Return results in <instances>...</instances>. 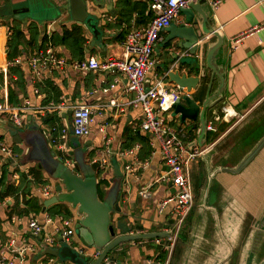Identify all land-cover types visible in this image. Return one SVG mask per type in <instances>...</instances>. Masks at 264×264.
I'll return each mask as SVG.
<instances>
[{"label": "crops", "instance_id": "0c3cea01", "mask_svg": "<svg viewBox=\"0 0 264 264\" xmlns=\"http://www.w3.org/2000/svg\"><path fill=\"white\" fill-rule=\"evenodd\" d=\"M88 1V16L94 19L93 22L100 32L99 41L94 44L92 43L95 36L92 29L69 20L70 17L61 12L56 0L48 7L46 3H31V9L26 13L18 14V18L12 15V11L27 8V5L23 2L8 3V0H0L10 8V12L0 10V102L9 107H22L28 103V107L32 108L20 114L21 126H16L17 132L7 128L8 122H12L10 115L0 113V140L11 147L14 146L12 141L17 140V137L22 141L15 145L20 154L16 155L14 162L2 161L0 156V175L2 166H6L8 184L14 186L19 181V173L16 170L27 174L31 168L38 166L36 158L27 151L28 146L25 142L26 133L29 131L26 128L30 129V127H37L39 133L45 135L46 140L43 144L48 151L55 152V157H61L65 163L71 165V168L70 158L64 156L70 150H66L65 145L70 143V135H72L71 113L69 110L58 111L57 107L75 104L93 106L95 111L93 122L89 126V134L79 138L87 145L90 144L87 152L90 153L91 159H88V162L96 161L101 157L102 151L108 150L106 171L98 170L100 171L98 181L105 179L110 182L114 178V166H118L123 174L122 184L116 194L119 199L114 198L120 211L111 213L112 226L117 234H122V231L125 232L123 234L167 232V228L173 221L171 210L169 208L163 214H159L157 208L160 201L174 194L172 185L170 183L156 184L153 185L148 199L143 200L139 196L140 191L151 186L165 171L161 157L159 154L154 155L150 160L149 157L148 167L142 170L134 164V159L138 160L137 153L140 145L137 143L129 149H122L125 130L127 128L135 130V126L143 117L139 107L135 108L127 104L134 98V94L126 92L125 78L114 72L53 68L51 72L44 73L40 79H35L23 62L38 50H45L48 47H52L51 50L68 63L82 62L89 58H95L99 63L121 59L122 44L127 34L122 39L119 38L121 28L115 27V16L118 15L115 8L117 0ZM135 1L148 3L149 0ZM212 1L206 0L200 9L206 14L208 20L206 29L210 31L209 34L202 36L205 43L202 48L191 55L186 50L177 49L178 41H167V33L162 32L160 41L152 52L155 65L145 82L147 87L153 86L163 79L169 70L179 71V74H185L187 77H198V86L192 89L190 94H187L185 90L180 92L174 84L168 82L167 77L163 83L166 89L176 90L181 97L189 96L200 107L207 97L208 85L211 82L205 125L208 126L211 123L217 133H220L212 142H207L208 134L216 135L217 133L206 131L199 142L201 129L199 122L180 123L179 117L173 115L172 109L164 114L169 125L181 132L188 150L199 152L189 167L193 213L185 238L176 245L171 264H264V146L240 172L232 174L223 171V169L237 168L264 137V0H222L215 9L211 8ZM52 6L60 10L59 15ZM149 12L152 18L138 28L145 27L151 22L154 14L150 9ZM195 19L201 27V17L195 14ZM14 20L20 22L25 38L28 34V24L35 23L40 40L43 37L49 38L56 32L60 34L63 29L69 30L72 25L79 26L86 38L82 58L71 60L70 53L64 46L46 44L42 49L35 47L23 52L17 57L22 60L21 64L6 66L8 27ZM185 23V17L180 14L172 25L181 26ZM133 29L137 28L131 27L127 33ZM236 37L240 41L238 44H233V39ZM218 38L221 44L212 62L218 73L211 80L212 71L207 66V54L218 43ZM184 52H187L188 56L178 59V56ZM173 56L176 58L173 59V64H170ZM13 66L21 71L22 88L18 87L15 80L8 75L7 68ZM189 72L192 73L189 74ZM158 76L161 79L155 80ZM48 83L54 88V94L50 93V99L47 101L49 96L41 90L46 88ZM203 85L205 91L199 100V90ZM110 86L114 87L110 89ZM9 89L16 96V106L8 102ZM103 90L107 91L103 92ZM110 100H116L118 107L109 106ZM44 101L47 102L44 104ZM51 116L59 118L60 134L65 133L64 141H60L64 147L57 143L60 135L54 143L51 130L42 123L44 118ZM232 119L235 120L231 121ZM229 122L232 124L219 132ZM257 131L260 133L255 135ZM139 133L146 136L150 144L151 138ZM135 146H139L136 151ZM218 146L226 150L225 154L224 151L222 154L215 152L214 147ZM151 149L153 150L152 147ZM229 150H231L230 154ZM129 152L133 153L129 154ZM210 153L212 155L207 156ZM127 165L131 166L132 174L126 173ZM41 174L48 185L31 186L26 194L10 195L0 201V258L9 260L15 256V249L18 247L33 246V251L27 253L24 261L15 262V264H58L55 258L49 256L39 258L41 244H44L43 238L31 235L26 229L29 218L34 217L43 223L47 217H50L48 216L49 208L42 213L43 202L54 196L56 183L50 179L43 168H41ZM28 180L32 185L34 184L30 175ZM45 188L48 190V196L43 195ZM33 199L40 204L39 213H35L24 204L25 201ZM57 205L70 213L69 220L74 229L78 221L76 209L65 203ZM56 217L51 218L56 221ZM249 218L250 222H247ZM45 228L46 233L53 234L52 226ZM164 239L167 238L121 245L118 248L120 250L118 263L148 264L151 261L168 264L172 249L170 251L169 247L163 245ZM10 241H14L13 247L10 246ZM73 242L74 247L80 248L79 239L75 233ZM57 246L58 243L51 247ZM162 249L167 252L164 259L160 257Z\"/></svg>", "mask_w": 264, "mask_h": 264}, {"label": "built area", "instance_id": "2783aa9c", "mask_svg": "<svg viewBox=\"0 0 264 264\" xmlns=\"http://www.w3.org/2000/svg\"><path fill=\"white\" fill-rule=\"evenodd\" d=\"M200 0H149V9L153 12L154 17L145 27L133 29L129 31L123 42V56L119 60H108L105 62H98L95 58H89L82 62L68 63L58 54L53 52L52 47L45 50H38L25 61H23L30 69L32 76L35 79H40L44 73L51 72L53 68H72L80 71H94V72H114L123 76L126 80V92L133 93L134 98L127 104L140 108L143 117L135 130L148 135L150 145L153 148L151 158L159 154L165 171L161 173L153 182L151 186L139 192L141 199L146 200L151 195L153 185L160 183H171L174 189V194L163 199L158 204L157 211L163 214L170 208V214L173 218L172 229L175 230L174 236L171 234V226L167 228L169 237L168 249L171 251L176 240V235L180 229L181 224L187 217L189 211L193 206V194L189 176V167L195 157L199 155L197 150H188L186 143L182 138L181 132L172 128L164 114L171 110L173 105L182 97L176 90L166 89L163 80L166 76L157 81L153 86L147 87L145 85L147 75L151 72L155 65V60L152 58V52L156 44L160 41V34L166 28L171 26L180 15V10L186 9L191 4H196ZM222 0H213L210 5L215 9ZM239 38L233 39V44L239 43ZM188 56L184 52L181 57ZM22 60L19 58L7 63L6 66L19 65ZM114 86H110L112 89ZM107 90H103L106 92ZM109 106L118 107L116 100H110ZM93 106L75 104L72 106L60 105L57 107L58 111L69 110L71 113V132L76 138H83L89 134V126L93 122ZM32 110L28 107V103L22 107H9L0 102V113L10 115L11 121L15 126H21L20 114ZM232 115V114H231ZM217 120V119H216ZM206 131L215 133L216 129L210 123L206 126ZM65 133L62 132L59 137L61 147H64L60 141H64ZM107 146V142H105ZM139 146H135V151ZM101 157L94 160L99 164V170L106 171L107 160L106 156L109 151L101 152ZM133 152H129L132 154ZM0 156L2 161L14 162L17 158L13 152L11 145L6 144L0 140ZM149 160L140 162L134 159V164L138 165L142 170H146ZM127 174H132L133 170L130 165L125 167ZM43 195L48 196V190L43 189ZM56 221L51 217H47L45 222H40L38 219L31 217L26 222V229L33 236H42L46 246H53L57 244L59 239L63 243L69 245L80 251V248L74 247L73 237L74 229L72 222L69 219H64L61 216L56 217ZM46 226L53 227V234L45 232ZM10 246L13 247L14 241H10ZM33 251V246L24 245L15 249V256L9 260L0 258V264H15V262L22 263L26 258L27 253ZM65 264H70L66 262ZM148 264H162L160 262H148Z\"/></svg>", "mask_w": 264, "mask_h": 264}, {"label": "water", "instance_id": "95a60500", "mask_svg": "<svg viewBox=\"0 0 264 264\" xmlns=\"http://www.w3.org/2000/svg\"><path fill=\"white\" fill-rule=\"evenodd\" d=\"M54 0H8V3L19 2L27 5V8L20 10H13L12 15L16 18L18 14L26 13L31 9V3H46L47 7L51 6V2ZM96 1V0H94ZM57 5L62 13L70 17L69 20L80 25H86L92 29L95 36V40L92 44L99 41L98 35L100 32L96 28L94 19L88 16V0H56ZM206 0H200L196 4L189 5L188 8L180 10V14L185 17L186 23L181 26L171 25L164 30L167 33V41L175 42L176 48L179 50H186L191 55H194L204 45L203 34H209L210 31L206 29L208 20L206 14L202 12L203 4ZM53 7V6H52ZM56 9V7H53ZM48 10V8H46ZM60 10H57V14H60ZM195 14L201 17V27L199 22L195 19ZM200 43V44H199ZM220 39L218 43L209 50L207 54V66L212 71L211 80L218 73L213 66V58L215 52L220 47ZM173 58L170 60V64H173ZM166 71V69H164ZM179 71H168V82L175 85V87L182 92L186 91L190 94L192 89L198 86V77H187L185 74H179ZM205 74L202 75L204 78ZM211 82L208 85L207 97L202 102L201 107L189 96H182L172 107L173 115L178 116L180 123L186 121L200 123V136L199 142L206 133L205 125V113L208 108L207 104L210 101L208 94L210 92ZM30 128L26 133L25 142L28 146L32 156L38 161V168H43L48 174L50 179L56 183L54 187V196L43 202L42 213H45L47 208L56 205L58 203H65L72 208L76 209V216L78 217L77 223L74 225V233L79 239L80 251L70 247L63 243L61 239L58 241V246L55 248L41 244V256H49L56 259L58 264L70 263V264H119L118 258L120 256L121 245L131 242H140L153 239H161L169 237L166 232H155L146 234H117L115 228L111 224V213L113 211L119 212L120 208L117 202L112 204L98 199V179L97 172L99 170V164L97 162H88L90 153L87 150L90 148V144L84 149L86 152L80 156H77L74 152L79 148V144L76 142L70 143V152L67 157L72 162L71 165L65 163L61 157H55V152H51L54 158L50 161L45 157L48 151L47 147L39 143L34 134V129ZM20 139H14L12 143L14 145L20 144ZM200 144V143H199ZM264 146V137L258 142L256 147L244 158V160L233 170L223 169L225 172L236 174L240 172L254 156ZM90 167L92 169V175L85 176L84 169ZM113 177L119 180V186L122 184L123 174L118 166L113 167ZM171 185V183H170ZM119 196H117V200ZM92 251V252H91ZM94 252V253H93Z\"/></svg>", "mask_w": 264, "mask_h": 264}, {"label": "trees", "instance_id": "16d2710c", "mask_svg": "<svg viewBox=\"0 0 264 264\" xmlns=\"http://www.w3.org/2000/svg\"><path fill=\"white\" fill-rule=\"evenodd\" d=\"M115 8L118 11V15L115 16V27L121 28V32L119 33V38H123L124 35L127 34V31L133 28H138L140 26L145 25L151 18L152 14L149 12L148 3L146 1H135V0H117L115 2ZM133 16L135 18L133 19ZM133 24V25H132ZM108 27V26H107ZM9 36L6 42V60L8 63L15 60L26 50L39 48L42 49L46 44L50 46H64L70 53L71 60L81 59L83 56V46L86 43V38L82 34V29L77 25H72L71 28L63 29L60 34L53 33L49 36V38L43 37L42 40L39 39V31L38 27L35 23L31 22L27 26V38H25L24 32L20 28V22L13 21L8 27ZM191 62V61H190ZM188 63V62H186ZM184 64V63H182ZM8 75L11 79L15 80V83L18 87H23L22 74L19 68L17 67H8ZM192 72H189L191 74ZM46 95H50V93L54 94V88L48 83L46 88L42 89ZM205 91L204 85L199 90V100H201L202 95ZM50 99V96L47 98V101ZM56 100V99H55ZM44 101V104L47 102ZM8 102L12 106L17 105V100L15 94L9 89L8 91ZM45 123L49 129L51 130V138L54 143H56V138L60 135V126L59 118L55 116H51L49 118H44L43 122ZM223 131V130H222ZM218 134L216 135H207V142H212ZM139 144L140 149L137 153L138 160L144 162L148 160L151 156L152 149L149 144V140L146 136L140 134L137 130H133L131 128H127L124 132V142L122 143V149H129L134 146V144ZM12 149L16 155H19L20 152L17 150L16 146H12ZM89 160L91 159V155H89ZM7 167L2 166L1 175H0V201L10 195L16 194H26L29 192L31 186H46L48 185L46 180H43L41 169L37 166L31 168L27 174L19 172V181L17 185L8 184L7 176ZM28 175L33 178L34 184L30 183L28 180ZM100 175V171L97 172V178ZM107 180L101 179L98 181V199H103L102 187L107 186ZM26 206H29L35 213H39L40 204L36 199L27 200L24 202ZM194 206V205H193ZM193 213V207L189 211L187 217L184 219L183 223L180 226V229L176 235V240L173 244V248L170 254L169 263L171 264L172 258L174 255V251L176 245L180 240L185 238V233L188 228V223L190 217ZM48 216L55 217L61 216L64 219H70L71 215L66 209H62L60 206L53 205L48 209ZM174 222L170 223V226ZM164 246H169V241L164 239ZM161 258H165L167 255L166 251H161ZM161 261V260H160Z\"/></svg>", "mask_w": 264, "mask_h": 264}, {"label": "rangeland", "instance_id": "374dc122", "mask_svg": "<svg viewBox=\"0 0 264 264\" xmlns=\"http://www.w3.org/2000/svg\"><path fill=\"white\" fill-rule=\"evenodd\" d=\"M0 10L1 11H4V12H10V8H9V5H6V4H3L2 2H0ZM0 11V12H1ZM159 79H161L160 78V76H158V77H156V79L155 80H159ZM236 119V118H235ZM235 119H232L231 121H233V120H235ZM232 124V122H229V124L227 125V126H224L223 128H221L220 129V131L219 132H221L222 130H224L226 127H228V126H230ZM7 128L8 129H11V130H15L16 132L18 131L17 130V127L12 123V122H8V124H7ZM31 128V127H30ZM34 128V127H33ZM264 129V128H263ZM216 133H217V131H216ZM215 133V134H216ZM260 133V131H257L256 133H255V135H258ZM34 134H35V137H36V139L39 141V143L42 145L43 144V142H45V140H46V138H45V135L44 134H40L39 133V131L37 130V129H34ZM218 134V133H217ZM220 134V133H219ZM218 134V135H219ZM73 142H76V143H78L80 146H79V148L78 149H75V153H76V155L77 156H80V155H82V154H84L85 152H86V150H84L85 148H86V146H87V144L85 143V142H83L82 140H80L79 138H76V137H74L73 135H70V143H73ZM224 141H222V143H223ZM70 143H65L64 145H65V148H66V150H68V149H70L71 148V144ZM222 143H221V145H220V147L222 146ZM220 144V143H219ZM234 145V144H233ZM44 146H46L45 144H44ZM43 145H42V147H44ZM219 146L218 147H214V150H215V152H217L218 154L220 153V154H222L223 153V151H224V154H225V151L226 150H223L222 148H220ZM220 150H222V152H220ZM204 151V148L202 149V152ZM230 151L231 150H229V154H230ZM212 154L210 153L209 155H207V156H211ZM205 156V155H204ZM221 156V155H220ZM45 157L47 158V159H49L50 161H53L54 160V158H53V156H52V153H51V151H47L46 152V155H45ZM21 160L23 161V159L21 158ZM84 175L85 176H89V175H92V169L90 168V167H87V168H85L84 169ZM119 180L118 179H115V178H112V180L109 182H107V186H104L103 187V189H102V194H103V197H105V201H107L108 203H110V204H112L113 202H114V198L116 197L117 198V196H116V194H117V192L119 191ZM247 222H250V218L249 219H247L246 220ZM245 222V221H244ZM171 228V230L169 231L170 232V236H171V234L174 236V233H175V230H173L172 229V226L170 227ZM248 229V228H247Z\"/></svg>", "mask_w": 264, "mask_h": 264}, {"label": "flooded vegetation", "instance_id": "af4514ba", "mask_svg": "<svg viewBox=\"0 0 264 264\" xmlns=\"http://www.w3.org/2000/svg\"><path fill=\"white\" fill-rule=\"evenodd\" d=\"M71 150L67 151V153L64 155L65 157H67V154L70 152Z\"/></svg>", "mask_w": 264, "mask_h": 264}]
</instances>
